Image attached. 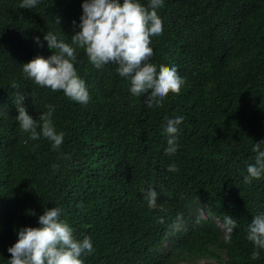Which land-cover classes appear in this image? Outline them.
<instances>
[{"label":"trees","instance_id":"16d2710c","mask_svg":"<svg viewBox=\"0 0 264 264\" xmlns=\"http://www.w3.org/2000/svg\"><path fill=\"white\" fill-rule=\"evenodd\" d=\"M164 3L150 62L175 65L184 83L146 110L116 64L95 68L82 47L76 67L87 104L22 72V63L52 54L44 32L70 43L82 0H39L32 9L0 0V264L11 256L16 229L38 226L54 206L78 238L91 236L94 252L84 264H264V249L253 257L247 239V225L264 211V176L243 179L253 144L264 148V0ZM21 97L36 119L53 106V123L64 132L59 148L20 129ZM175 115L184 120L169 154L162 129ZM149 187L159 193L154 208L143 200ZM226 215L236 221L232 232Z\"/></svg>","mask_w":264,"mask_h":264},{"label":"clouds","instance_id":"9594fccd","mask_svg":"<svg viewBox=\"0 0 264 264\" xmlns=\"http://www.w3.org/2000/svg\"><path fill=\"white\" fill-rule=\"evenodd\" d=\"M38 2L20 0V7L32 9ZM81 7L79 31L71 36L70 43L52 31L44 32L43 40L53 50L52 54L47 57L38 54L22 63L26 78L53 91L62 90L72 101L87 104L90 92L76 67V49L82 47L95 68L109 62L116 64L115 71L130 81V93L143 98L146 110L159 108L170 92L180 91L184 78L175 65L157 69L150 62L154 55L152 40L162 36L164 31L163 21L158 17L159 10L165 7L164 0H147V4L142 0H82ZM33 39L43 46L40 36ZM22 99L16 101L18 115L15 119L20 129L32 140L42 136L51 142L53 149L59 148L64 132L58 131L53 123V106H47L48 110L36 119ZM183 120V115L165 118L162 130L166 133L165 152L169 154L177 151L179 126ZM252 150L254 163L246 166L245 183L264 176L261 141L254 143ZM168 170L176 171L177 165L169 164ZM158 196L154 187L143 192V200L149 208L157 206ZM224 223L229 232L236 226L231 215L224 217ZM16 234L17 240L7 249L11 253L7 264H84V257L94 252L91 236L81 234L82 238H78L59 206L45 208L38 216V226H22L16 229ZM247 239L255 246L253 257L258 256L259 250L264 249V211L255 214L247 225Z\"/></svg>","mask_w":264,"mask_h":264},{"label":"rangeland","instance_id":"374dc122","mask_svg":"<svg viewBox=\"0 0 264 264\" xmlns=\"http://www.w3.org/2000/svg\"><path fill=\"white\" fill-rule=\"evenodd\" d=\"M201 214H202L203 216H205V212H202V211H201ZM202 263H206V261H203ZM207 263H210V261H207Z\"/></svg>","mask_w":264,"mask_h":264}]
</instances>
